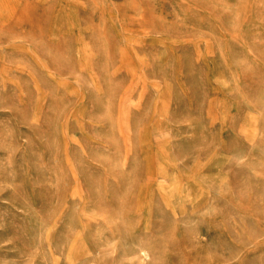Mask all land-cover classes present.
Here are the masks:
<instances>
[{
	"label": "rangeland",
	"instance_id": "374dc122",
	"mask_svg": "<svg viewBox=\"0 0 264 264\" xmlns=\"http://www.w3.org/2000/svg\"><path fill=\"white\" fill-rule=\"evenodd\" d=\"M0 264H264V0H0Z\"/></svg>",
	"mask_w": 264,
	"mask_h": 264
}]
</instances>
